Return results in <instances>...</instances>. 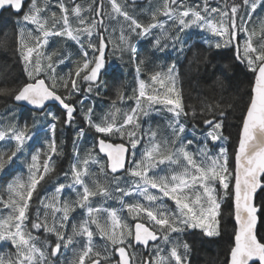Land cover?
<instances>
[{
    "label": "snow or ice",
    "instance_id": "1",
    "mask_svg": "<svg viewBox=\"0 0 264 264\" xmlns=\"http://www.w3.org/2000/svg\"><path fill=\"white\" fill-rule=\"evenodd\" d=\"M136 4L0 0V264H192L226 202L227 264H264V0ZM184 61L230 101L187 105Z\"/></svg>",
    "mask_w": 264,
    "mask_h": 264
},
{
    "label": "trees",
    "instance_id": "2",
    "mask_svg": "<svg viewBox=\"0 0 264 264\" xmlns=\"http://www.w3.org/2000/svg\"><path fill=\"white\" fill-rule=\"evenodd\" d=\"M215 6V5H214ZM137 11L139 12L141 9L147 8L148 4H136ZM141 51H143L141 49ZM75 59V57H73ZM183 67L181 69L183 74V88L185 92V103L187 105H191L196 108L197 112L200 111V108L206 104H213L216 102H229L231 98V90L228 92H221L217 88L212 87V77L203 73L189 72L187 70V62L184 61ZM13 60L10 52H5L0 50V70L4 69L5 65H12ZM72 67L69 63L67 67L63 68L62 71L67 72L68 69ZM14 72L15 69H12ZM132 69H128V73L121 78L125 79V84L127 90L130 91L132 84L130 83L132 80V75L130 74ZM121 78L113 80L111 76L106 77L107 91L104 94V98L101 100H97V111H100L101 108H107V100L108 97L112 95L115 87L122 81ZM247 85V79L245 80V88ZM10 103V102H9ZM5 106V102L0 100V112H3ZM28 113L25 112V118ZM239 116L240 109L237 107L235 112L230 116V120L232 122V126L225 133L226 135H230V141L227 145L229 151L231 152L234 144L236 143L237 134L239 131ZM199 120V116L197 117ZM153 125L156 123H163V120L160 116H154L152 118ZM71 135V132L67 133ZM116 142H119L118 140ZM70 144L68 145V149L70 150ZM63 167L67 168V162L63 164ZM60 182H65L62 178ZM2 181H0V194H2ZM230 202H226L225 205L222 206V234L220 237L213 238L211 240H206L203 244L197 242L196 248L194 249L193 255L191 257L192 264H227L228 255L230 251V247L234 244V235L232 234V230L234 227V216H232L231 208L228 206Z\"/></svg>",
    "mask_w": 264,
    "mask_h": 264
},
{
    "label": "rangeland",
    "instance_id": "3",
    "mask_svg": "<svg viewBox=\"0 0 264 264\" xmlns=\"http://www.w3.org/2000/svg\"><path fill=\"white\" fill-rule=\"evenodd\" d=\"M140 4H148V0L146 1V2H144V3H140ZM143 50V49H142Z\"/></svg>",
    "mask_w": 264,
    "mask_h": 264
},
{
    "label": "water",
    "instance_id": "4",
    "mask_svg": "<svg viewBox=\"0 0 264 264\" xmlns=\"http://www.w3.org/2000/svg\"><path fill=\"white\" fill-rule=\"evenodd\" d=\"M143 1H146V0H137V2H143ZM30 107V106H29Z\"/></svg>",
    "mask_w": 264,
    "mask_h": 264
}]
</instances>
